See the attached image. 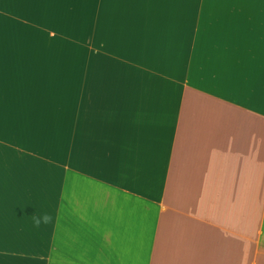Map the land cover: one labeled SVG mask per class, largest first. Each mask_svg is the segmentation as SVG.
<instances>
[{"label":"crops","instance_id":"0c3cea01","mask_svg":"<svg viewBox=\"0 0 264 264\" xmlns=\"http://www.w3.org/2000/svg\"><path fill=\"white\" fill-rule=\"evenodd\" d=\"M263 163L264 0H0V264H232Z\"/></svg>","mask_w":264,"mask_h":264},{"label":"rangeland","instance_id":"374dc122","mask_svg":"<svg viewBox=\"0 0 264 264\" xmlns=\"http://www.w3.org/2000/svg\"><path fill=\"white\" fill-rule=\"evenodd\" d=\"M258 172L261 173L260 170ZM248 180V187L244 186L245 191H242L243 186L242 188L237 186L233 187L236 190L226 194L232 203L231 208L226 209V227L220 226L218 216L216 217L215 232L223 235L219 236L220 240L217 241L216 247L218 250L228 249L233 253L232 264H244V261L254 264L253 251L254 254L257 249L264 251V238L261 237V231L264 229V174L249 177ZM200 232H203L201 226ZM242 234L248 238L241 237ZM228 235L232 237L230 243L226 240L229 238ZM240 254L248 256L240 258L238 257ZM261 259L264 264V257Z\"/></svg>","mask_w":264,"mask_h":264},{"label":"clouds","instance_id":"9594fccd","mask_svg":"<svg viewBox=\"0 0 264 264\" xmlns=\"http://www.w3.org/2000/svg\"><path fill=\"white\" fill-rule=\"evenodd\" d=\"M33 226L39 228L42 224L47 225L52 222L51 214L45 212L39 215H33L32 217Z\"/></svg>","mask_w":264,"mask_h":264}]
</instances>
